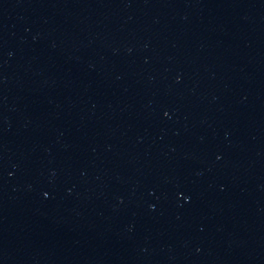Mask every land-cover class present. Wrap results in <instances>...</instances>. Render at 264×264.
Instances as JSON below:
<instances>
[{
  "label": "water",
  "instance_id": "obj_1",
  "mask_svg": "<svg viewBox=\"0 0 264 264\" xmlns=\"http://www.w3.org/2000/svg\"><path fill=\"white\" fill-rule=\"evenodd\" d=\"M0 264H264V0H0Z\"/></svg>",
  "mask_w": 264,
  "mask_h": 264
}]
</instances>
